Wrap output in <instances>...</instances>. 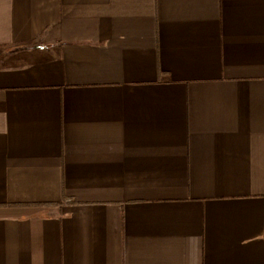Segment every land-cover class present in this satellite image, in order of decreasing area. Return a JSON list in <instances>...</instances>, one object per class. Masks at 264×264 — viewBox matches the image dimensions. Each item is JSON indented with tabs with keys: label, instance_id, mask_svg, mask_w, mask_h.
I'll return each mask as SVG.
<instances>
[{
	"label": "crops",
	"instance_id": "1",
	"mask_svg": "<svg viewBox=\"0 0 264 264\" xmlns=\"http://www.w3.org/2000/svg\"><path fill=\"white\" fill-rule=\"evenodd\" d=\"M0 264H264V0H0Z\"/></svg>",
	"mask_w": 264,
	"mask_h": 264
}]
</instances>
